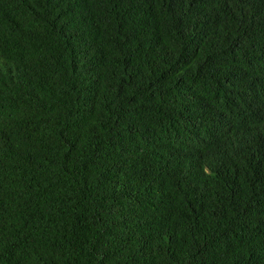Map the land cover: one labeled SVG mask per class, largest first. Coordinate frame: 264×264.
<instances>
[{
	"label": "trees",
	"instance_id": "obj_1",
	"mask_svg": "<svg viewBox=\"0 0 264 264\" xmlns=\"http://www.w3.org/2000/svg\"><path fill=\"white\" fill-rule=\"evenodd\" d=\"M0 264H264V0H0Z\"/></svg>",
	"mask_w": 264,
	"mask_h": 264
}]
</instances>
